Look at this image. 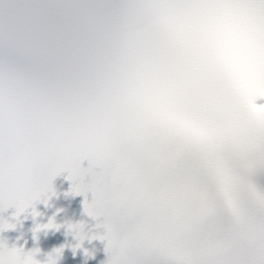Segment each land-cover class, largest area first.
Wrapping results in <instances>:
<instances>
[{"label": "snow or ice", "instance_id": "6c2138e0", "mask_svg": "<svg viewBox=\"0 0 264 264\" xmlns=\"http://www.w3.org/2000/svg\"><path fill=\"white\" fill-rule=\"evenodd\" d=\"M65 171L101 264H264V0H0V212Z\"/></svg>", "mask_w": 264, "mask_h": 264}]
</instances>
